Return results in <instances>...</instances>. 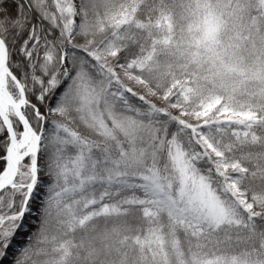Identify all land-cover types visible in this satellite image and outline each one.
<instances>
[{"label":"snow or ice","instance_id":"1","mask_svg":"<svg viewBox=\"0 0 264 264\" xmlns=\"http://www.w3.org/2000/svg\"><path fill=\"white\" fill-rule=\"evenodd\" d=\"M0 264H264V0H0Z\"/></svg>","mask_w":264,"mask_h":264}]
</instances>
